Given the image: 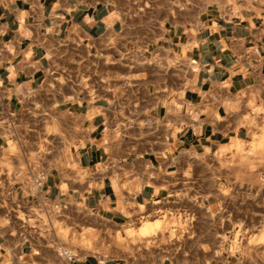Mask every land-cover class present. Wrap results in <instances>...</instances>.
I'll return each mask as SVG.
<instances>
[{
    "label": "crops",
    "instance_id": "crops-1",
    "mask_svg": "<svg viewBox=\"0 0 264 264\" xmlns=\"http://www.w3.org/2000/svg\"><path fill=\"white\" fill-rule=\"evenodd\" d=\"M249 157L264 0H0V264H139L79 238L149 207L216 211L262 179Z\"/></svg>",
    "mask_w": 264,
    "mask_h": 264
},
{
    "label": "rangeland",
    "instance_id": "rangeland-1",
    "mask_svg": "<svg viewBox=\"0 0 264 264\" xmlns=\"http://www.w3.org/2000/svg\"><path fill=\"white\" fill-rule=\"evenodd\" d=\"M245 165L247 175L260 173L262 179L247 176L245 193L238 187L221 190L218 210L188 201L149 207L123 225L81 234L80 254L136 259L139 264L165 257L179 264H264V158L249 157ZM260 183L261 192L254 191ZM148 225L156 226L145 233L142 228Z\"/></svg>",
    "mask_w": 264,
    "mask_h": 264
},
{
    "label": "built area",
    "instance_id": "built-area-1",
    "mask_svg": "<svg viewBox=\"0 0 264 264\" xmlns=\"http://www.w3.org/2000/svg\"><path fill=\"white\" fill-rule=\"evenodd\" d=\"M44 175H45L44 171L42 170L39 171L37 177L34 178L33 180L35 187H37L41 183L42 179L44 178ZM62 254L65 256H70V257L72 256L67 250H62Z\"/></svg>",
    "mask_w": 264,
    "mask_h": 264
},
{
    "label": "bare ground",
    "instance_id": "bare-ground-1",
    "mask_svg": "<svg viewBox=\"0 0 264 264\" xmlns=\"http://www.w3.org/2000/svg\"><path fill=\"white\" fill-rule=\"evenodd\" d=\"M154 223V222H153ZM155 226L156 225H154V226H144L142 229H143V231L145 232V233H149L151 230H152V228L154 227L155 228Z\"/></svg>",
    "mask_w": 264,
    "mask_h": 264
}]
</instances>
